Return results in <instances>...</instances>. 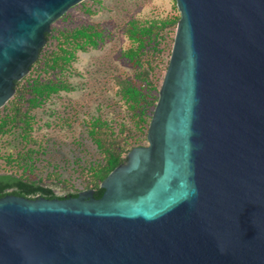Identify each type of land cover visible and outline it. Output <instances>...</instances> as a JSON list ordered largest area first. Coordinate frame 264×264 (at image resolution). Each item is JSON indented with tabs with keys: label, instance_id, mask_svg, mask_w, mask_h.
Returning a JSON list of instances; mask_svg holds the SVG:
<instances>
[{
	"label": "water",
	"instance_id": "water-1",
	"mask_svg": "<svg viewBox=\"0 0 264 264\" xmlns=\"http://www.w3.org/2000/svg\"><path fill=\"white\" fill-rule=\"evenodd\" d=\"M84 0H0V109ZM147 132L95 189L0 197V264H264V0H176Z\"/></svg>",
	"mask_w": 264,
	"mask_h": 264
},
{
	"label": "trees",
	"instance_id": "trees-1",
	"mask_svg": "<svg viewBox=\"0 0 264 264\" xmlns=\"http://www.w3.org/2000/svg\"><path fill=\"white\" fill-rule=\"evenodd\" d=\"M87 13L95 11L87 8ZM179 19L131 18L124 26L131 46L122 55L140 65V69L133 76L113 77L123 114L110 115L99 108L97 114L85 119L101 159L80 167L86 188H94L97 198L104 192L100 184L108 174L126 160L132 148L147 141ZM109 36L100 23L55 27L47 33L48 42L39 59L23 80L16 81L15 96L0 109V197L8 194L28 198L78 196L81 190L68 185L59 173L53 172L47 178L35 174L34 163L44 151L42 137L36 134V111L53 96L77 88L70 77L82 74L76 66L80 53L98 48ZM64 121L69 124L67 119Z\"/></svg>",
	"mask_w": 264,
	"mask_h": 264
},
{
	"label": "rangeland",
	"instance_id": "rangeland-1",
	"mask_svg": "<svg viewBox=\"0 0 264 264\" xmlns=\"http://www.w3.org/2000/svg\"><path fill=\"white\" fill-rule=\"evenodd\" d=\"M87 8L95 13L88 14ZM166 17H180L176 0H84L52 24L55 28L100 23L110 36L98 48L80 53L76 66L82 74L70 77L77 88L53 96L37 109L36 134L42 137L44 149L34 163L37 177L47 178L57 172L74 189H87L80 165L101 159V153L89 136L85 119L97 114L99 108L110 115L123 114L113 77L133 76L140 69L122 55L131 46L124 26L131 18L144 21Z\"/></svg>",
	"mask_w": 264,
	"mask_h": 264
},
{
	"label": "flooded vegetation",
	"instance_id": "flooded-vegetation-1",
	"mask_svg": "<svg viewBox=\"0 0 264 264\" xmlns=\"http://www.w3.org/2000/svg\"><path fill=\"white\" fill-rule=\"evenodd\" d=\"M64 198V197H63Z\"/></svg>",
	"mask_w": 264,
	"mask_h": 264
}]
</instances>
